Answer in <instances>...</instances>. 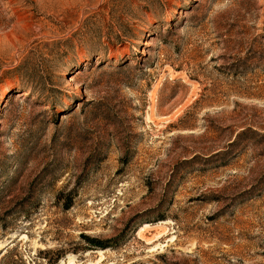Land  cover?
Instances as JSON below:
<instances>
[{
	"label": "rangeland",
	"instance_id": "obj_1",
	"mask_svg": "<svg viewBox=\"0 0 264 264\" xmlns=\"http://www.w3.org/2000/svg\"><path fill=\"white\" fill-rule=\"evenodd\" d=\"M0 264H264V0H0Z\"/></svg>",
	"mask_w": 264,
	"mask_h": 264
},
{
	"label": "trees",
	"instance_id": "obj_2",
	"mask_svg": "<svg viewBox=\"0 0 264 264\" xmlns=\"http://www.w3.org/2000/svg\"><path fill=\"white\" fill-rule=\"evenodd\" d=\"M90 242H92L94 245H97V246H102L104 247V242L103 241H100L98 239H95V238H87Z\"/></svg>",
	"mask_w": 264,
	"mask_h": 264
},
{
	"label": "bare ground",
	"instance_id": "obj_3",
	"mask_svg": "<svg viewBox=\"0 0 264 264\" xmlns=\"http://www.w3.org/2000/svg\"><path fill=\"white\" fill-rule=\"evenodd\" d=\"M185 78V77H184ZM184 80V79H183Z\"/></svg>",
	"mask_w": 264,
	"mask_h": 264
}]
</instances>
